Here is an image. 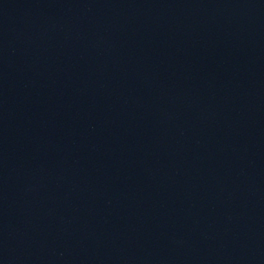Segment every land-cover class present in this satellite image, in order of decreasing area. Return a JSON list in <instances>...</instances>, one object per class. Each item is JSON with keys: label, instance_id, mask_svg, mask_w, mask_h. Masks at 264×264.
<instances>
[{"label": "water", "instance_id": "obj_1", "mask_svg": "<svg viewBox=\"0 0 264 264\" xmlns=\"http://www.w3.org/2000/svg\"><path fill=\"white\" fill-rule=\"evenodd\" d=\"M0 264H264V0H0Z\"/></svg>", "mask_w": 264, "mask_h": 264}]
</instances>
